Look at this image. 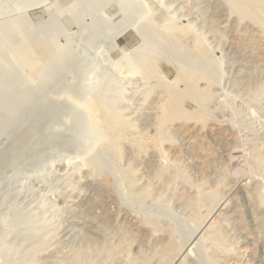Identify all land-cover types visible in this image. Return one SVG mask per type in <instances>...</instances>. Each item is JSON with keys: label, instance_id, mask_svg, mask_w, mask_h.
I'll list each match as a JSON object with an SVG mask.
<instances>
[{"label": "bare ground", "instance_id": "1", "mask_svg": "<svg viewBox=\"0 0 264 264\" xmlns=\"http://www.w3.org/2000/svg\"><path fill=\"white\" fill-rule=\"evenodd\" d=\"M147 1L118 0L109 36L120 56L92 85L79 54L56 40L33 46L38 80L70 72L77 86L75 96L65 89L75 101L63 118L74 152L54 165L50 194L0 212V264H264V180L228 182L214 158L215 147L229 157L238 145L231 125L244 109L230 99L229 123L213 108L227 89L264 110V0ZM128 29L129 48L118 42ZM248 144L264 155V144Z\"/></svg>", "mask_w": 264, "mask_h": 264}, {"label": "rangeland", "instance_id": "2", "mask_svg": "<svg viewBox=\"0 0 264 264\" xmlns=\"http://www.w3.org/2000/svg\"><path fill=\"white\" fill-rule=\"evenodd\" d=\"M147 2H151V0H148ZM152 2L155 6H158L159 4L164 3L165 0L162 2H160V0H157V2L152 0ZM80 6H83L84 8L82 7V9ZM96 6L99 7L96 8ZM73 8L80 9V11L72 10ZM91 10L93 11L91 12ZM119 19L121 20L122 16L119 12L118 0H87V2L86 0H0V161L2 162H0L1 213L4 212L11 202L20 203L22 199L36 200L37 198L35 199V197L41 199L42 197L44 198L45 195L50 194L48 192L49 190H47V188H49L48 186L51 184L50 181H54L60 177V174L57 173L58 169L57 167H54V165H57L58 161H70V157L72 156L71 154L74 152L73 147L70 146L68 142V136L66 135L67 130L65 129L68 127V122H66L63 118L66 117V113L69 111L72 112L69 103L72 104V101H75L73 100V93L77 86L75 85V82L73 83L70 72L64 75H57L61 73L56 72L55 74L52 72L54 73V79H57L58 76L60 77L56 80L57 82H53L55 85L50 82L48 83L49 80L46 81L48 78L45 77L47 74L45 73V75L41 77L42 80L44 78L46 79L43 80V82H45L43 85V82L38 80L34 74V71L37 68L36 63L38 64L40 61L35 56L33 46L39 45L40 42L43 44L45 41L48 42L56 40L55 42H57L60 47H67L66 53L71 52L72 56H75V54L77 56L79 54L82 58H85L89 62L90 67L94 71L87 78L92 81V85L99 77V73L97 72L100 71L102 63L104 65L103 61L107 57L114 60L120 56L118 48H113L116 39L109 36L115 34L113 28L120 21ZM133 36L134 33H132L131 29H128L118 42L123 47L126 46L129 48L135 42ZM71 54L69 53V55ZM222 62H224V60ZM48 68L49 67H46V72L47 70L50 71ZM58 80H61L59 81V84ZM62 80L64 81L62 82ZM37 82L41 83V87H39L40 85H38ZM47 83L52 86H48ZM87 84L90 85L89 83ZM57 85L60 88H58ZM18 87L20 90L16 89ZM55 87L58 89L56 90ZM71 87H74V89ZM34 88L39 89V91L42 89L46 91L43 92L42 90V92L40 91L41 93L38 91L40 93L39 95L38 92L36 93L37 90ZM65 89L67 91L69 89L70 92H68L73 95H68ZM225 90V96L223 95L225 99L220 96L215 100L217 102H213V104H215V106L213 105V108L217 113L216 115H221L220 118L226 117L225 119L227 121L229 119L230 123V99H232L235 104L239 102L236 105H240L242 109H244V112L242 114L243 117L238 120L237 124L231 125L232 132L236 133H234L236 136L235 142L238 145H236V147L234 146L235 148L233 147L229 157L225 156V152L220 147H215L214 158L217 162H224L228 167L229 175L227 181L230 180L235 182L237 178L238 181L235 183H240L242 181L244 184H249L254 181L264 180V169H257L259 162L264 164V155L262 154V157L260 158H253V154L250 153V147L248 146V143L251 142L264 144V110H262L258 105L252 103L250 100L248 101L245 97L236 95L227 89ZM16 91L19 94H17ZM29 91L32 92L30 95H28ZM24 92L27 93L26 96L24 95ZM34 92L37 97H34ZM27 96V100L32 99L33 102L29 103L24 98L25 102L29 103V105H31V103L34 105L29 106L27 104L28 106H26V108L24 106L26 103H24L22 97ZM19 97L22 99L19 100ZM41 97L45 99L47 97V100L44 101ZM17 100L20 102L23 101L24 104L19 102L21 104L20 107L17 104ZM41 100L43 101L41 102ZM218 102L219 104H216ZM61 105H64L65 107H67L66 105H69L68 107L70 108H65L63 106L64 108H62V111L59 112ZM22 108L25 111L22 110ZM13 109H16L17 111L14 110V112L16 111L17 113H14ZM222 109H225V111L223 112ZM18 111L22 113H19ZM12 113L17 115L19 118L14 115L13 118L10 117L12 116ZM60 113L61 116L58 118L59 116L57 114L60 115ZM31 115H33L32 118H30ZM7 116L9 118H7ZM52 116L56 118V120L53 118L54 121H58L60 124H56L55 122V124H53L51 122L53 120ZM39 122L41 123L40 126ZM50 125L51 127L57 128H51ZM37 126L40 127V130H38L39 128H37ZM21 128L24 131H22ZM56 136H58V138ZM61 140L63 142L65 140V143ZM210 142L213 143L211 140ZM25 146L26 148H24ZM38 177L40 178L39 180H41V185L39 186L38 183L36 184L35 182ZM43 178H47L46 182ZM238 194L240 195L241 192L236 190L238 199L240 200L241 198L244 200L243 204H246L243 193L240 196ZM242 200L241 204L239 202L240 206L243 205ZM229 201L230 200L228 199L225 204L229 203ZM242 210L244 212L246 211V205L242 208Z\"/></svg>", "mask_w": 264, "mask_h": 264}]
</instances>
